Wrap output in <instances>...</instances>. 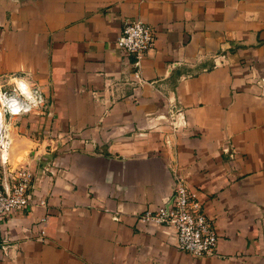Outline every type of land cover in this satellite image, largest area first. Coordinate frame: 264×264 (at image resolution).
I'll return each instance as SVG.
<instances>
[{
	"label": "crops",
	"instance_id": "crops-1",
	"mask_svg": "<svg viewBox=\"0 0 264 264\" xmlns=\"http://www.w3.org/2000/svg\"><path fill=\"white\" fill-rule=\"evenodd\" d=\"M132 20L153 28L140 58L116 42ZM17 79L35 108L3 95L28 92ZM0 94L5 138L32 145L0 150L6 179L32 171L0 264H264V0H0ZM178 179L210 254L138 220Z\"/></svg>",
	"mask_w": 264,
	"mask_h": 264
},
{
	"label": "built area",
	"instance_id": "built-area-1",
	"mask_svg": "<svg viewBox=\"0 0 264 264\" xmlns=\"http://www.w3.org/2000/svg\"><path fill=\"white\" fill-rule=\"evenodd\" d=\"M116 42L127 53L140 58L154 44L153 28L142 20L125 21ZM17 96L20 103H26L24 96ZM31 179L32 171L25 165L11 169L7 179L0 173V217L11 209L25 207L28 203ZM39 201L42 204L45 202L44 199ZM137 217L143 223L172 227L177 246L193 255L210 254L215 249L217 234L212 222L191 202L190 192L181 179L177 180L170 198L163 200L161 205L153 210L140 212ZM6 246L7 243L0 244L3 251Z\"/></svg>",
	"mask_w": 264,
	"mask_h": 264
},
{
	"label": "rangeland",
	"instance_id": "rangeland-1",
	"mask_svg": "<svg viewBox=\"0 0 264 264\" xmlns=\"http://www.w3.org/2000/svg\"><path fill=\"white\" fill-rule=\"evenodd\" d=\"M17 82H18V86L21 84L22 87H25V89L28 92L27 93H23V91L21 90V86H19L18 89L23 95H21V93H19V92L18 93L16 92L17 93L16 94L15 92H13L14 89L12 88V85L9 84L8 87L11 85V87L9 89H6V87L2 88L4 93H5L4 90H7L6 94H3V93H1V94L10 95V93H13V94L16 95L17 99H18L17 95L25 97L26 103H24V104L20 103V100H19V103H18L17 107H20V108H19L18 112L23 110V109L30 110V109L35 108L36 107V102H35V98H34L33 93L31 92V90L24 85L23 81L17 79ZM0 102H1V99H0ZM1 103H0V106H4L3 104L1 105ZM0 113H3V116L5 117L4 120H5L6 123H10L11 122L9 113H6V112L4 113L3 111H1V109H0ZM28 113H31V111H28ZM1 119H2V117H1ZM5 134H6V138H5L6 145L5 146L4 145L0 146L1 156L3 158L6 157L7 148H8V152H9L8 156H13V160H16V158H17V160L21 161L22 158H23V155L27 153L28 148H30L32 146L30 140H28L29 138L26 137V139L21 141L22 137L19 136V135H16V132L9 133V132L6 131Z\"/></svg>",
	"mask_w": 264,
	"mask_h": 264
},
{
	"label": "bare ground",
	"instance_id": "bare-ground-1",
	"mask_svg": "<svg viewBox=\"0 0 264 264\" xmlns=\"http://www.w3.org/2000/svg\"><path fill=\"white\" fill-rule=\"evenodd\" d=\"M5 135L4 132L1 130V124H0V146L5 145Z\"/></svg>",
	"mask_w": 264,
	"mask_h": 264
}]
</instances>
